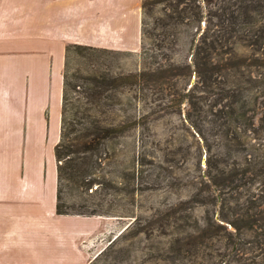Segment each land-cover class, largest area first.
<instances>
[{
	"label": "rangeland",
	"instance_id": "374dc122",
	"mask_svg": "<svg viewBox=\"0 0 264 264\" xmlns=\"http://www.w3.org/2000/svg\"><path fill=\"white\" fill-rule=\"evenodd\" d=\"M156 1L141 0L153 10L141 9L139 49L110 55L112 74L151 73L120 95L116 116L129 102L130 113L144 118L120 139L117 163L104 170L132 192L65 197L93 208L103 199L107 209V216L90 217L101 228L90 238L88 264H264V0ZM195 7L208 20L207 42L223 67L205 77L193 69L194 26L173 13ZM228 223L238 227L234 242Z\"/></svg>",
	"mask_w": 264,
	"mask_h": 264
},
{
	"label": "crops",
	"instance_id": "0c3cea01",
	"mask_svg": "<svg viewBox=\"0 0 264 264\" xmlns=\"http://www.w3.org/2000/svg\"><path fill=\"white\" fill-rule=\"evenodd\" d=\"M140 27L141 0H0V264L93 258L100 221L55 213L65 48L136 52Z\"/></svg>",
	"mask_w": 264,
	"mask_h": 264
},
{
	"label": "trees",
	"instance_id": "16d2710c",
	"mask_svg": "<svg viewBox=\"0 0 264 264\" xmlns=\"http://www.w3.org/2000/svg\"><path fill=\"white\" fill-rule=\"evenodd\" d=\"M198 1L206 4L212 2V0ZM165 2L167 5L168 3L180 5L183 0L175 2L157 0L155 4L160 5ZM152 6L153 4L144 2L141 9L149 12L153 10ZM197 9L198 7H195L189 12L174 9L173 13L175 20L180 24L189 28L194 26V33L191 37L193 69L196 75L205 77V75L222 70L223 67L219 58L213 55V51H210L214 48V44L207 42L208 20L202 18L200 12H196ZM161 11L164 17L165 9ZM165 16L173 17L168 14ZM164 23L165 26H170V23L166 21ZM113 54L116 52L110 49L74 43L66 45L60 133L53 150L57 178L55 210L57 216L88 218L107 216L108 212L104 209L103 199L93 203V208L88 205L89 201L86 199H81L79 203H69L65 197H106L109 194L107 193L108 188L117 189L125 194L132 192L130 187H120L115 177L107 175L104 170L105 167L117 163L121 154L117 149L120 139L139 126L140 119L144 118L142 116L136 119L130 113L131 104L129 102L125 104V109H121L124 116L122 118L116 116L119 110L117 106L123 105L120 95L124 91L143 86L145 77L151 73L112 74L109 63L112 60L110 55ZM128 156L132 157V153ZM228 224L230 227L229 241L234 242L238 227L232 223ZM215 225L219 229L229 230L227 225L223 226L219 221H215ZM251 225L253 226V223ZM129 226L112 239L92 263L111 251ZM234 251H236L234 248L230 249V252L235 254Z\"/></svg>",
	"mask_w": 264,
	"mask_h": 264
}]
</instances>
